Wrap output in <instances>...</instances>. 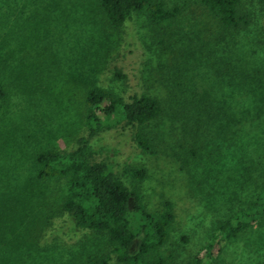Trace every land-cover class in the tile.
<instances>
[{"label": "rangeland", "instance_id": "374dc122", "mask_svg": "<svg viewBox=\"0 0 264 264\" xmlns=\"http://www.w3.org/2000/svg\"><path fill=\"white\" fill-rule=\"evenodd\" d=\"M157 1L179 8L171 23L157 26L142 11L113 29L95 0H0V80L7 91L0 188L26 196L32 211L33 251L18 264H85L89 254L108 251L103 234L75 228L61 211L63 180L34 178L39 149L70 151L88 138L94 160L111 163L148 211L170 202L174 219L160 249L169 264L201 255L218 225L258 191L264 0H241L248 24L236 31L219 28L196 0ZM92 86L125 101L144 93L160 102V115L140 128L154 155L137 147V128L123 122L88 136L84 99ZM131 167L145 170L138 185H131ZM210 264H264V225L224 242Z\"/></svg>", "mask_w": 264, "mask_h": 264}, {"label": "trees", "instance_id": "16d2710c", "mask_svg": "<svg viewBox=\"0 0 264 264\" xmlns=\"http://www.w3.org/2000/svg\"><path fill=\"white\" fill-rule=\"evenodd\" d=\"M95 2L103 19L113 29L129 21L134 13L145 11L155 25L161 26L171 23L179 11L177 6L165 8L157 0ZM196 2L221 29L236 31L248 24L241 10V0ZM6 99L7 91L0 80V103ZM84 105L88 136L95 135L108 124L123 122L127 127L137 128L133 135L137 147L145 154L154 155L150 134L140 128L160 115L161 104L156 98L141 93L125 101L110 91L92 86L85 91ZM95 155L89 139L81 137L75 149L43 148L33 157L36 180H63L59 205L74 227L105 236L108 251L89 254L85 264H109L112 259L119 264H169L160 255V249L174 219L171 203L165 201L159 212L148 211L138 192L125 184L111 163L95 161ZM209 170L207 167L208 173ZM129 171L132 186L138 185L145 176L143 168L131 167ZM26 199L22 194L0 188V264H18L24 257H31L33 245L28 237L32 211L27 209ZM260 224L264 225V176L256 194L218 225L204 252L187 264H210L224 242ZM138 237L137 249L133 251Z\"/></svg>", "mask_w": 264, "mask_h": 264}]
</instances>
